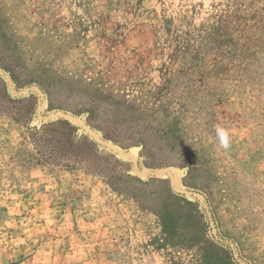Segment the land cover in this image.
Returning <instances> with one entry per match:
<instances>
[{
    "label": "rangeland",
    "instance_id": "374dc122",
    "mask_svg": "<svg viewBox=\"0 0 264 264\" xmlns=\"http://www.w3.org/2000/svg\"><path fill=\"white\" fill-rule=\"evenodd\" d=\"M3 68L33 78L55 110L89 108L92 126L128 146L106 143L137 175L204 208L189 189L203 184L241 263L264 264V0H0ZM1 93L0 82V264H200L118 190L129 185L47 160L22 123L35 100ZM185 150L203 166L189 178L165 165ZM141 152L155 169H135Z\"/></svg>",
    "mask_w": 264,
    "mask_h": 264
},
{
    "label": "trees",
    "instance_id": "16d2710c",
    "mask_svg": "<svg viewBox=\"0 0 264 264\" xmlns=\"http://www.w3.org/2000/svg\"><path fill=\"white\" fill-rule=\"evenodd\" d=\"M0 82L1 98L5 103L21 105L25 102H36L37 106L32 108L31 115L22 123L25 124L35 147L44 148L43 156L47 160L62 163L61 166L65 168L80 167L101 177L111 188L121 187L122 184L129 185L131 190L128 192L121 188L118 190L126 193L142 210H149L156 216L165 242L174 243L180 235L183 248H196L200 253V264H242L245 261L236 242L221 232L217 218L202 191L203 184L191 186L189 189L203 197L207 204L204 208L197 199L188 198L171 187L166 180L154 175L141 177L129 170L131 163L119 159L106 143H112L124 150L128 146L122 140L110 138L108 132L92 126V111L89 108L55 110L51 107L48 94L39 83L33 78L20 83L9 68H3ZM32 88H36V91ZM43 100L47 101L46 105L42 111H38V105ZM139 139L141 140L137 144L144 151L146 138ZM176 140L179 142L178 138H173L171 144L174 145ZM191 156L193 155L185 150L177 153L175 162H167L165 165L182 170L184 178H189L193 171L203 167L192 160ZM148 157L146 152H141L135 162V169H155L156 167L146 163ZM162 187L165 191L160 195L158 188ZM227 242L233 244V248Z\"/></svg>",
    "mask_w": 264,
    "mask_h": 264
},
{
    "label": "clouds",
    "instance_id": "9594fccd",
    "mask_svg": "<svg viewBox=\"0 0 264 264\" xmlns=\"http://www.w3.org/2000/svg\"><path fill=\"white\" fill-rule=\"evenodd\" d=\"M216 137L218 139L219 147L227 150L231 145L230 135L223 127L216 128Z\"/></svg>",
    "mask_w": 264,
    "mask_h": 264
}]
</instances>
